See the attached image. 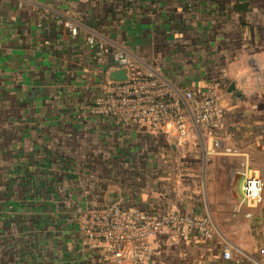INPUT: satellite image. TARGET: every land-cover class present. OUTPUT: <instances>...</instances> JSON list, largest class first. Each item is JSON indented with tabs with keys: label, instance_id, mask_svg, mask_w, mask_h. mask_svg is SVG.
<instances>
[{
	"label": "crops",
	"instance_id": "crops-1",
	"mask_svg": "<svg viewBox=\"0 0 264 264\" xmlns=\"http://www.w3.org/2000/svg\"><path fill=\"white\" fill-rule=\"evenodd\" d=\"M22 1L0 0V60L5 57L11 65L37 59L28 62L33 73L39 70L28 81L33 84L36 76L57 70L77 74L64 84L84 91L86 98L54 100L70 109L48 123L42 115L28 114L14 121L39 146L38 155L25 157L22 165L32 172L23 178L27 213L35 224L27 229L36 235L40 231V237L20 249L25 258L16 255L11 246L27 233L22 223L7 244L6 264H110L88 247L78 218L84 206L103 201L156 213L202 210L214 218L217 232L211 239H183L177 228L160 236L149 264H237L225 258L227 248L239 264H264V196L252 218L234 212L237 205L251 211L242 187L247 174L264 171V0H30L24 8ZM41 12L49 17L40 26ZM58 16L70 18L79 27L78 36L57 23ZM91 35L105 40L110 50L124 47L144 75L176 90L202 96L217 89L222 127L203 126L190 116L189 136L182 139L170 125L153 130L89 115L93 86L110 81L117 70L111 54L100 57L88 45ZM17 72L9 68V74ZM12 104L23 101L13 99ZM44 130L45 140L35 142ZM216 141L242 155L220 153L209 161ZM54 190L56 202L72 203L74 210L60 208L42 218L32 213L34 204L47 202ZM52 221L55 226H48Z\"/></svg>",
	"mask_w": 264,
	"mask_h": 264
},
{
	"label": "built area",
	"instance_id": "built-area-1",
	"mask_svg": "<svg viewBox=\"0 0 264 264\" xmlns=\"http://www.w3.org/2000/svg\"><path fill=\"white\" fill-rule=\"evenodd\" d=\"M28 2L30 0H23L21 6L24 8ZM48 17L46 13H40V26ZM57 23L66 26L72 37L78 36L79 27L70 18L58 16ZM87 42L100 57L111 54L117 69L129 70L127 81L100 80L93 86L86 105L89 115L112 117L124 125L147 126L153 130L170 125L182 139L189 136L190 116L197 117V122L203 126L222 127L224 111L217 89H209L202 96H197L193 90H176L154 75H144L138 62L124 47L110 50L108 43L95 35L89 36ZM220 153L242 155L235 147H225L216 141L208 153V160L213 161V156ZM242 192L251 211L237 205L234 212L241 219H249L253 217L252 210L263 200L264 171L247 174ZM78 218L88 247L99 251L110 264H149L157 252L156 240L174 228L183 239H211L217 232L214 218L202 210L182 214L176 209H167L156 213L127 208L118 202L96 203L84 206ZM224 255L226 259L240 263L230 248Z\"/></svg>",
	"mask_w": 264,
	"mask_h": 264
},
{
	"label": "rangeland",
	"instance_id": "rangeland-1",
	"mask_svg": "<svg viewBox=\"0 0 264 264\" xmlns=\"http://www.w3.org/2000/svg\"><path fill=\"white\" fill-rule=\"evenodd\" d=\"M1 29L0 27V31H2ZM15 29L16 32H19L18 30L20 28L15 27ZM9 35L12 36V34ZM8 37V35L5 36V38ZM1 47L2 43H0V52H2ZM35 60L37 59L31 57L26 58V60L18 59L11 62V65L7 64V59L5 57H2L0 60V264H6L9 254V247L7 244L11 243V235L19 232L22 223L24 224L23 230L26 229L27 233L24 237L17 240L15 245L13 244L14 246H11V250L15 251L16 255L19 254L20 258H25L24 252L20 249H28L30 247L29 243H37L33 238L40 237V231L37 230L38 235H36L31 229H27L31 226L30 222L32 223L33 218L30 219L31 215L27 213L30 206L28 203H25L27 186L23 184V178L24 176L29 177L32 172L30 168H26L22 165L25 157L30 155L35 157L38 155L36 148L39 146L35 148V146H33L34 139L31 135L23 132V128L18 126L19 123L14 121L18 120L17 116L28 114L29 116L42 115L43 120H46V123H48L49 120H54L57 118L55 116L61 113H64V115L67 114L65 110L70 109L66 107L61 108L57 105L58 103H52L54 100L62 98L66 101L73 100L75 97L84 100L86 98L84 91L78 93V89L75 90L72 86L64 84L63 80H67V78L72 80L77 74L70 75L65 71L59 73L60 71L57 70V74H47L45 78L36 76L34 84L33 82H28L30 77H34L32 74L38 75L39 73V70H35L33 73L28 63ZM50 61L53 65L58 62L56 59H50ZM19 64H23L25 67L23 68V66ZM10 67L19 72L14 75L9 74ZM3 82L5 84H3ZM13 99L23 101V104H12V106L9 107ZM34 100L37 103H33ZM41 100H48L49 102H40ZM9 112L10 114L8 115ZM10 115L12 120L9 119ZM39 118L42 120L41 117ZM21 122L22 121H20V123ZM44 127L45 129L47 128L46 126ZM45 131L46 130L41 131L42 133L39 135L40 139L35 142L42 143L45 140ZM77 155L80 156L81 153L78 152ZM27 164H29V162ZM41 189L43 191L42 193L46 191L44 187ZM52 193L53 196H49L48 199H46L47 202L43 200L44 203H35L34 209H32L31 212L35 213L36 216H40L39 218H42L43 214H51L53 216L60 208H63V211L66 213L71 211V209L74 210L76 206L72 203L60 204L56 202L55 195L58 193L57 190H54ZM20 194L25 195L19 201L16 195ZM50 194L51 193H49V195ZM13 195H15V197H13ZM104 202L105 201L102 203ZM35 221L36 225H38V220L35 219ZM54 222L56 221L48 222V226H55ZM7 224L12 225V227L8 229ZM58 225L59 224L56 226ZM34 226L35 224L32 223V227ZM24 238L28 240L23 241ZM30 240L32 242H30ZM33 251L34 254H37L38 247L34 246Z\"/></svg>",
	"mask_w": 264,
	"mask_h": 264
},
{
	"label": "water",
	"instance_id": "water-1",
	"mask_svg": "<svg viewBox=\"0 0 264 264\" xmlns=\"http://www.w3.org/2000/svg\"><path fill=\"white\" fill-rule=\"evenodd\" d=\"M129 78V70L127 68H119L114 70L109 79L111 82H124Z\"/></svg>",
	"mask_w": 264,
	"mask_h": 264
},
{
	"label": "trees",
	"instance_id": "trees-1",
	"mask_svg": "<svg viewBox=\"0 0 264 264\" xmlns=\"http://www.w3.org/2000/svg\"><path fill=\"white\" fill-rule=\"evenodd\" d=\"M36 223V222H35ZM8 225V229H10L12 227V225L10 224H7ZM19 234V233H18ZM18 234L16 236H18ZM19 237V236H18ZM21 237L18 238V240L20 239Z\"/></svg>",
	"mask_w": 264,
	"mask_h": 264
}]
</instances>
